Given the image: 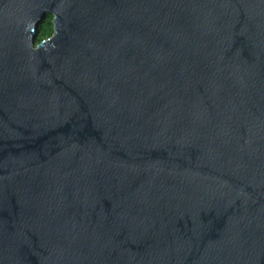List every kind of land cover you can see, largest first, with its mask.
Instances as JSON below:
<instances>
[{
    "label": "water",
    "instance_id": "95a60500",
    "mask_svg": "<svg viewBox=\"0 0 264 264\" xmlns=\"http://www.w3.org/2000/svg\"><path fill=\"white\" fill-rule=\"evenodd\" d=\"M0 264H264V0H0Z\"/></svg>",
    "mask_w": 264,
    "mask_h": 264
},
{
    "label": "trees",
    "instance_id": "16d2710c",
    "mask_svg": "<svg viewBox=\"0 0 264 264\" xmlns=\"http://www.w3.org/2000/svg\"><path fill=\"white\" fill-rule=\"evenodd\" d=\"M53 20H54V16L52 14H48L47 19L44 21L42 26L39 28V36L37 39V44L53 36L54 34Z\"/></svg>",
    "mask_w": 264,
    "mask_h": 264
}]
</instances>
